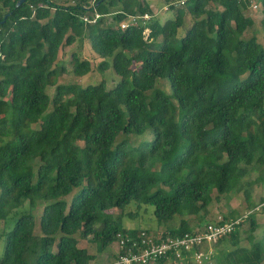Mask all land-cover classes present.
<instances>
[{
	"label": "trees",
	"instance_id": "trees-1",
	"mask_svg": "<svg viewBox=\"0 0 264 264\" xmlns=\"http://www.w3.org/2000/svg\"><path fill=\"white\" fill-rule=\"evenodd\" d=\"M246 8L238 0H187L171 5L173 16L161 23L143 0H0V264H92L118 234L150 232L123 227L112 209L142 201L162 224L199 214L213 192L228 196L251 174L264 186V47L244 35L254 25ZM144 14L151 18L140 20ZM130 16L138 25L121 30ZM84 41L100 59L97 70L117 76L110 87L103 79L58 84L62 47L78 46L71 55L78 76L91 72L80 55ZM147 133L137 147L121 137ZM244 197L249 211L220 221L241 219L211 245L232 244L214 264H264V230L254 236L264 205L251 203L248 189ZM39 200L46 202L40 235L31 213L7 230L12 212ZM246 220L248 246H237L232 239ZM181 224L164 235L197 231ZM77 236L91 237L96 255Z\"/></svg>",
	"mask_w": 264,
	"mask_h": 264
},
{
	"label": "rangeland",
	"instance_id": "rangeland-1",
	"mask_svg": "<svg viewBox=\"0 0 264 264\" xmlns=\"http://www.w3.org/2000/svg\"><path fill=\"white\" fill-rule=\"evenodd\" d=\"M64 2L68 3L70 0H63ZM145 3L149 4L151 10L154 13V16L163 23L168 18H171L173 16V10L169 9L168 11H164V6L167 4L165 3V0H143ZM257 2L260 4L259 0ZM212 7V6H211ZM213 8V9H212ZM210 8L211 10L218 9L219 7L215 8L214 6ZM244 14L248 17H251L254 21V25L246 31L244 34L246 39L255 37L257 41L264 47V27L260 25L261 20V13L260 9L253 10L250 8H246L244 11ZM128 20V19H127ZM192 22V17L187 16V22L186 26H188ZM185 26V27H186ZM184 27V28H185ZM183 29L180 31L182 32ZM78 50V46L76 44L72 46L62 47L58 52V57L55 62L56 68L58 69V77L57 82L58 84H78L81 87H84L86 85H94L100 82L102 79L105 81L106 86L110 87L115 80H117V76L114 74L111 68L106 70L105 72H100L97 70V66L100 62V59L95 56L94 52H92L90 48V44L87 41H84L81 46V59L88 60L91 64V72L89 74H86L84 76H78L77 73H75L76 66L71 61V55L74 51ZM64 69L63 71H61ZM159 88L162 91H165L167 94L169 92L168 85L165 84L163 80H160L159 82ZM47 93L49 96H52L54 93V87L48 88ZM150 94V93H148ZM124 139H127L129 143H131L132 146H138L141 142H143L146 139L150 138V135L147 133L142 136H136L131 135L129 137L121 136ZM38 164V161H36L33 164V170L36 169ZM155 170L159 169V165L154 166ZM244 172L241 173L243 175ZM256 174H251L247 178L243 179L241 183L239 184V187L236 191L230 193L228 196L226 195H218L215 192L212 194V201L209 204V206L201 211L199 214L195 216H189L186 214H177L171 221L165 222L160 224V222H157V220L154 217L153 214V207L142 203V201H139L138 203H130L124 210L121 209H112L108 211L109 215L116 217H121L122 219V225L125 228L128 229H147L150 232L154 233H165V230L168 228L171 229H179V226L181 227V223L185 222L189 227L195 229H200L202 227V224L205 222H217L223 219L224 216L230 215L231 212H235L236 216H242L245 213L249 211L248 203L244 197V190L248 189L250 192V201L251 203H254L256 205H259V207H263L264 204H260V199L264 198V186H260L258 182H255L256 180ZM76 192L74 190L71 194L66 196L64 199L69 204L73 194ZM46 205L45 201L39 200L37 202V205L35 208H32L31 210L28 209V206H22L18 209H16L14 212H12L9 217L7 218L6 228L7 230L10 229L14 223V220L22 214V213H31L35 217V228H34V234L40 235V227H39V219L41 216V213L43 211V207ZM256 215V222L258 224L257 230L254 232V236L260 238L262 236V230H264V212L261 210L255 211ZM200 224V226H198ZM197 226V227H196ZM1 227L2 222L0 221V258H2V255L4 253L5 248V237L1 235ZM249 223L246 220L244 224L242 225L240 229V235L239 238H233L232 241L237 246H248L247 245V237L249 236L248 232ZM79 237V236H77ZM230 239V238H229ZM232 244L230 242L223 243L220 245H217V247H214L212 249H209L207 251V255L211 256L208 258L205 256L203 260L197 262V261H183L181 264H214L215 257H219V254L221 251L230 249ZM78 246L80 248L86 249L90 254L96 255V244L92 240L91 237H88L87 239H81L78 238ZM114 248L113 245H110L108 249H106L103 253L98 254L95 261L92 264H103L104 262L108 261L111 256L110 250ZM215 254V256L212 257V252ZM210 252V254H209ZM168 264H173L169 262ZM180 264V263H176Z\"/></svg>",
	"mask_w": 264,
	"mask_h": 264
},
{
	"label": "built area",
	"instance_id": "built-area-1",
	"mask_svg": "<svg viewBox=\"0 0 264 264\" xmlns=\"http://www.w3.org/2000/svg\"><path fill=\"white\" fill-rule=\"evenodd\" d=\"M187 0H172L169 5L164 6V11H168L169 7L184 5ZM245 3L248 8L257 10L260 9V4L257 0H238ZM99 18L95 14L92 22ZM151 18L149 14H144L140 17L142 21H148ZM87 20V19H85ZM137 26L136 17L130 16L128 20L122 21L119 24L121 30L128 26ZM143 34L147 37L149 34L148 28L144 29ZM241 219L225 223L211 222L205 223L200 229L193 233H186L182 236L164 235V233H152L144 230H139L135 236L118 234L111 250L110 259L103 264H155L161 260L165 264L169 262L176 264L189 261H201L207 256V251L211 249V245L215 244L219 239L229 235L234 225L239 223ZM209 248V249H207ZM212 252V251H211ZM210 254V252H209Z\"/></svg>",
	"mask_w": 264,
	"mask_h": 264
},
{
	"label": "water",
	"instance_id": "water-1",
	"mask_svg": "<svg viewBox=\"0 0 264 264\" xmlns=\"http://www.w3.org/2000/svg\"><path fill=\"white\" fill-rule=\"evenodd\" d=\"M20 2H21V1H20ZM20 2H19V3H20ZM19 3H18V5H19Z\"/></svg>",
	"mask_w": 264,
	"mask_h": 264
}]
</instances>
